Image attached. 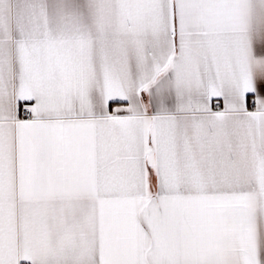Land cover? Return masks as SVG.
<instances>
[{
  "label": "snow or ice",
  "instance_id": "1",
  "mask_svg": "<svg viewBox=\"0 0 264 264\" xmlns=\"http://www.w3.org/2000/svg\"><path fill=\"white\" fill-rule=\"evenodd\" d=\"M0 264H264V0H0Z\"/></svg>",
  "mask_w": 264,
  "mask_h": 264
},
{
  "label": "crops",
  "instance_id": "2",
  "mask_svg": "<svg viewBox=\"0 0 264 264\" xmlns=\"http://www.w3.org/2000/svg\"><path fill=\"white\" fill-rule=\"evenodd\" d=\"M216 101H215V98H214V100H213V103H215Z\"/></svg>",
  "mask_w": 264,
  "mask_h": 264
}]
</instances>
